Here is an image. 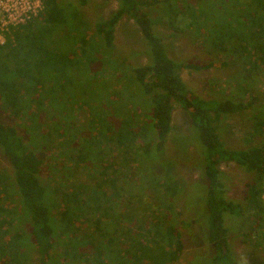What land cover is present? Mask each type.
<instances>
[{
  "label": "trees",
  "instance_id": "1",
  "mask_svg": "<svg viewBox=\"0 0 264 264\" xmlns=\"http://www.w3.org/2000/svg\"><path fill=\"white\" fill-rule=\"evenodd\" d=\"M42 2L43 10L38 16L12 28L5 43L0 44V108L20 120L19 127L24 126L31 139L30 147L15 126L0 121V155L11 166L9 176L0 171V264H31L33 253H37L38 264H64L68 257H71L69 260L84 259L85 264H168L178 260L183 250L180 234L171 225L165 226L163 215H155L149 227L143 226L142 234L129 233L127 248L120 245L119 239H115V226L109 222L116 218L113 210L116 204L112 199L118 197L111 176L114 165L112 161L104 162L100 153L91 158L96 164L88 162L100 168L103 184L112 185L110 193L99 189L87 195L84 187L86 193L82 196L80 185H74L66 192L51 189L40 179L45 163L36 149L43 146L45 134L42 131L44 135L38 136L42 135L44 139H37L38 129L35 128L34 136L26 127L30 122L42 129L40 116L48 114L47 107L57 111L63 108L60 120L54 122L56 127L52 130L57 131L64 145L75 144L78 136L72 133L67 136L66 130L72 131L74 126L69 119V108L63 103L82 96V69L90 66L112 70L115 76L118 75V86L133 89L134 95H140L147 108L144 114L138 113L130 102L125 105L115 98L112 108L98 110L103 114L97 118L101 123L99 129L103 128L102 122L107 116L121 119L115 126L107 125L105 131L112 142L110 145L115 147L111 151L119 149L127 155L122 159L124 163L132 160L130 153L137 154V149H143L142 153L147 156L152 145L161 151L172 130L175 106L187 113L190 127L199 139L200 168L206 181V207L210 213V240L219 248L220 260L227 259L223 216L246 212L258 223L264 219L261 200L264 194V145L247 150L225 146L219 134L225 118L241 114L251 105L227 98L204 99L191 92L180 72L184 69L206 70L216 64L176 62L169 58L152 13H163L168 19L184 15L189 26L204 31L205 41H211V49L237 54L248 64L253 60V65L257 66L256 61L264 65V0H245L244 6L242 0H197L195 5L187 0H115L117 8L91 27L82 11L89 0ZM179 4H185L184 9ZM237 5L243 6L245 12ZM232 9L239 13L230 11ZM231 12L235 14L229 16ZM123 18L132 20L137 26L143 44L140 54L146 59V64L131 68L128 75L121 74L109 54L97 51L105 49L110 53L113 50L116 27ZM234 28L240 29L241 33H234ZM21 95H25L26 100ZM259 114L262 116L263 111ZM261 116L256 119L255 128L264 133ZM150 134L153 135L151 139ZM139 136L147 141L136 148ZM88 150L91 148L82 150L81 144L70 165L86 163ZM223 163H234L255 175L254 182L247 187L243 206L225 197L220 170ZM53 169L49 167L50 172ZM57 176L51 177L60 183ZM172 177L169 171L166 172L165 178L154 183V192L160 190L163 197H176L177 182ZM106 206L108 208L104 209ZM163 208L167 209L166 206ZM61 245L67 247L64 258L56 252V247ZM83 247L90 251L85 253Z\"/></svg>",
  "mask_w": 264,
  "mask_h": 264
},
{
  "label": "rangeland",
  "instance_id": "2",
  "mask_svg": "<svg viewBox=\"0 0 264 264\" xmlns=\"http://www.w3.org/2000/svg\"><path fill=\"white\" fill-rule=\"evenodd\" d=\"M70 1L75 3L77 0ZM196 1L187 0L192 5H195ZM242 1L243 6L247 4L245 0ZM237 6L243 10V6ZM184 7L185 4H182L181 8L184 9ZM116 8L115 0H89L82 11L84 19L91 27L99 19L108 17ZM230 11L239 13L236 9ZM235 13L231 12L228 15ZM152 15L158 22L156 28L164 38L163 43L169 58L176 62L216 64L206 70L184 69L180 72L182 80L191 92L204 99L227 98L251 105L243 113L225 118L219 132L225 146L233 150H247L264 145V133L257 132L255 128L256 119L259 115L261 116L259 112L263 111L264 115V65L256 61L257 66H254L253 60L248 64L244 57L239 58L237 54H224L211 49V41L210 39L205 41L204 31L199 32L192 25L189 26V20L184 15H178L175 19H168L160 12H153ZM237 28H234V33H241V30ZM141 40L142 36L133 21L123 18L116 27L113 50L110 53L105 49H97V51L107 56L109 54V57L116 61L121 74L128 75L131 68L146 64V59L140 54L143 50ZM118 85V75L115 76L112 70L104 71L100 69V66L82 69V96L80 94L79 99L77 97L73 102L63 103L66 108H69V119H72L74 126L72 131L66 130L67 136L71 133L78 136L75 144L64 145L57 131L52 130L56 127L54 122L60 120L63 108L57 111L47 107L48 114L40 116V121H43L42 129L35 123H28L26 128L31 129L33 134L35 128L38 129L37 135L34 134L35 138L43 140L45 137L43 146L36 149L45 163L40 179L51 189L59 188L66 192L68 188L80 185L82 196H85L86 190L87 195H92V191L99 189H101L100 192L110 193L112 185H104L100 168L91 164V162L96 164L91 158L100 153V158L104 162L112 161L114 165L111 176L115 181L114 186L118 197L112 199V202L116 204L113 208L116 218L110 219L109 222L115 226L113 229L115 239H119L120 245H125L124 248L128 247L129 241H126V237L129 233L142 234L143 226L149 227L155 215H163L165 226L171 225L180 234L183 244L178 260L168 264H231V262L264 264L262 221L256 222L252 219L253 216L246 212L238 216L237 213L232 215L227 213L223 216L227 232L225 237L227 243L224 246L227 259L220 260L219 248L211 243L210 213L206 207V181L200 168L202 159L198 151L200 150L199 139L190 127V119L186 112L175 106L172 113V130L161 151H157L156 146L152 145L147 156L142 153L143 149H137V154L130 153L132 160L129 159L127 163L122 160L124 156H127L124 155L125 152L119 149L111 151L115 147L110 145L112 142L105 129L110 123L115 126L116 121L121 119L119 116H107L105 122H102L103 128L99 129L101 123L97 118L103 114H100L98 110L105 111L108 107L112 108L115 98H118L122 104L130 102L136 110L138 109V113L144 114L145 109L147 110L140 95H134L131 88ZM21 97L26 100L25 95ZM118 105L119 103L115 106ZM33 110L35 111V108ZM142 114L137 117V123L140 122ZM263 115L262 118H264ZM0 121L6 125L15 126L30 146V134L26 132L24 126L19 127L20 120L0 108ZM38 134H43L44 137ZM152 136L150 134L149 138L151 139ZM138 138L136 148L147 141L141 136ZM84 143L88 145H83ZM81 144L82 150L84 147L91 148L85 157L86 163L70 165L79 153L78 147L80 149ZM50 147L51 149H48ZM58 155H60L59 158L53 159ZM100 165H103V162ZM49 167L54 169L50 172ZM167 170L177 182L176 197H163L164 194L161 195L160 190L159 194L154 192V183L165 178ZM220 170L223 173L222 182L225 186L226 199L243 206L246 202L247 187L255 180L254 173L246 172L234 163H223ZM0 171L8 176L11 174V166L1 155ZM56 175L60 183L51 177ZM99 196L102 197L100 194ZM163 206L167 209L164 210ZM107 208V206L104 207V209ZM65 248L67 247L63 245L56 247V252L63 258ZM82 251L88 253L90 249L83 247ZM33 256L31 264H38L37 253H33ZM70 258H65L67 263L64 264L86 263L84 259L69 260ZM216 259L219 261H215Z\"/></svg>",
  "mask_w": 264,
  "mask_h": 264
},
{
  "label": "built area",
  "instance_id": "3",
  "mask_svg": "<svg viewBox=\"0 0 264 264\" xmlns=\"http://www.w3.org/2000/svg\"><path fill=\"white\" fill-rule=\"evenodd\" d=\"M42 10V0H0V44L5 43L12 28L26 24L37 17ZM261 200L264 205V194ZM261 229L264 237V219Z\"/></svg>",
  "mask_w": 264,
  "mask_h": 264
}]
</instances>
